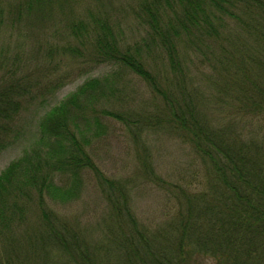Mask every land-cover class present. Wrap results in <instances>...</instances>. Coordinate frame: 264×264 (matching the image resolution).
<instances>
[{"label":"trees","instance_id":"1","mask_svg":"<svg viewBox=\"0 0 264 264\" xmlns=\"http://www.w3.org/2000/svg\"><path fill=\"white\" fill-rule=\"evenodd\" d=\"M81 1L69 0L73 8ZM263 1L141 0L132 11L147 34L133 43L120 37L108 16L90 9L88 18L76 19L71 9L67 35L78 42L71 51L81 54L85 45L92 65L116 69L88 78L47 108L31 137L18 142L20 153L0 171V241H29L33 249L57 246L67 252L96 242L84 236L107 227L116 232L122 264H192L202 257L215 264H264V149L254 137L244 140L239 128L244 120L264 115ZM38 2L24 0L12 16ZM6 59L0 47V66L6 62L0 75V152L26 133L19 130L26 124L23 111L40 107L44 94L19 57ZM125 71L146 82L149 103L143 112L132 113L135 127L128 115L115 117L136 138L143 122L148 131L179 140L193 165L170 181L156 171L154 161H145V180L166 188L176 207L165 242L150 243L142 231L139 258L132 251V235L138 232L132 222L133 186L107 177L83 137L85 124L104 114L114 117L101 102L125 88L117 77ZM91 179L103 203L98 219L82 220L60 209L75 201ZM17 232L21 238L15 241ZM22 256L28 259L21 253L18 261Z\"/></svg>","mask_w":264,"mask_h":264},{"label":"rangeland","instance_id":"2","mask_svg":"<svg viewBox=\"0 0 264 264\" xmlns=\"http://www.w3.org/2000/svg\"><path fill=\"white\" fill-rule=\"evenodd\" d=\"M23 1L0 0V47L6 60L20 58L19 64L33 72L32 81L38 83V88L43 89L44 94L40 107H31L23 111L21 118L26 124L19 130L26 133L19 134L17 142L0 152V171L12 158L18 156L20 153V148L17 149L18 142L31 137L30 134L35 131L40 115L47 108L64 99L88 78L102 76L116 69L115 65L103 63L92 65L94 62H89L85 45L81 46V54L71 51L78 43L67 35V22L72 16L71 9H75L76 19L88 18L90 9L94 13L108 16L109 20L117 25L120 37L126 42H140L147 34V28L141 25L140 19L134 17L132 11V7L141 0H85L75 8L69 0H38V3L33 4L34 9L30 8V11L22 9L20 13L18 12V17L14 18L13 12ZM28 20H31V26L25 23ZM32 57L35 60L29 65ZM5 65L4 61L0 66V75L5 72ZM117 77L120 82L122 81L120 87L124 84L125 88H120L118 96L109 94L101 102L102 107H108L113 111L114 117L104 114L96 123L90 121L89 125L85 124L83 133L87 137L84 135L83 137L87 141L85 142L87 150L93 156L94 163L107 177L133 186L132 222L136 224L138 232L134 233L137 238L132 235L134 246L132 251L136 255L138 253L139 258L138 249L141 244L137 239L142 238V231L150 243L165 242L166 239L163 237L173 232L169 217L176 207V204L169 201L166 188H154L145 180V161L148 163L154 161L156 171L162 177L178 181L181 173L186 172V169L187 171L192 169V154L179 140L160 131H148L143 122L142 130L138 133L139 138L133 135V131L122 122L124 120L117 117L120 113L128 115L131 118L128 122L135 127L136 117H133L132 113L144 111L149 103L150 88L144 80L128 71ZM261 84H264V80ZM242 124L239 128L244 134V140L248 141L254 137L261 142L264 149V115L257 120H244ZM77 134L81 138L78 132ZM60 209H68L69 211H64L71 212V216H79L82 220L88 216L90 221L98 219L103 213V203L95 181L86 180L80 196L66 208ZM132 230L134 231L133 228ZM115 234L116 232L110 233L107 227L96 228L84 236L87 241L96 242L84 247H70L67 252L57 246H49L47 250L33 249L29 241L24 244L0 241V261L1 264H122V257L114 246ZM18 238H21V235L17 232L15 241H18ZM21 253L28 255V259L23 255L18 261L16 256ZM6 256L11 257L9 262L5 261ZM192 264L215 262L211 258L202 257L200 260L195 259Z\"/></svg>","mask_w":264,"mask_h":264}]
</instances>
